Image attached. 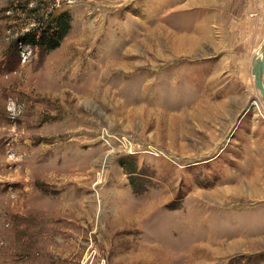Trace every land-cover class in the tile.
I'll list each match as a JSON object with an SVG mask.
<instances>
[{
    "label": "rangeland",
    "instance_id": "rangeland-1",
    "mask_svg": "<svg viewBox=\"0 0 264 264\" xmlns=\"http://www.w3.org/2000/svg\"><path fill=\"white\" fill-rule=\"evenodd\" d=\"M263 42L264 0H0V264H264Z\"/></svg>",
    "mask_w": 264,
    "mask_h": 264
},
{
    "label": "trees",
    "instance_id": "trees-1",
    "mask_svg": "<svg viewBox=\"0 0 264 264\" xmlns=\"http://www.w3.org/2000/svg\"><path fill=\"white\" fill-rule=\"evenodd\" d=\"M70 19L67 12L51 15L42 27L25 32L21 38L24 43L33 47L53 50L60 46L61 40L68 33L71 26Z\"/></svg>",
    "mask_w": 264,
    "mask_h": 264
},
{
    "label": "water",
    "instance_id": "water-1",
    "mask_svg": "<svg viewBox=\"0 0 264 264\" xmlns=\"http://www.w3.org/2000/svg\"><path fill=\"white\" fill-rule=\"evenodd\" d=\"M261 51H262L261 56L259 57L257 55L253 60L252 73L254 75L255 86H256L257 90L260 92V95H261L262 100L264 102V42L262 44V50ZM246 111H244V113Z\"/></svg>",
    "mask_w": 264,
    "mask_h": 264
},
{
    "label": "bare ground",
    "instance_id": "bare-ground-1",
    "mask_svg": "<svg viewBox=\"0 0 264 264\" xmlns=\"http://www.w3.org/2000/svg\"><path fill=\"white\" fill-rule=\"evenodd\" d=\"M262 50V49H261ZM261 52L262 51H260V53L259 54H257L259 57L261 56ZM260 93V92H259ZM261 99H262V97H261ZM263 101V100H262ZM264 103V102H263ZM260 105H262V102H261V100L259 99V98H257V99H255L254 101H252V103H251V107L252 106H255V107H257V108H259L260 107ZM251 107H249V109L251 108ZM248 109V110H249ZM2 167V166H1ZM2 208V207H1ZM4 210V209H3ZM11 210V209H10ZM31 212V211H30ZM2 214V213H1ZM1 221V220H0ZM3 222V221H2ZM1 223V222H0ZM43 223V222H42ZM3 225V224H2ZM40 226V225H39ZM30 227V226H29ZM44 227V226H43ZM31 232V231H30ZM35 232H37V231H35ZM39 233H40V231H39ZM6 234V233H5ZM33 234V233H32ZM38 236V235H37ZM36 236V237H37ZM43 236V235H42ZM33 239V238H32ZM46 239V238H45ZM9 242V241H8ZM6 244V243H5ZM4 244V245H5ZM42 244H43V242H42ZM7 245H9V244H7ZM2 246V245H1ZM6 247H9V246H6ZM5 247V248H6ZM10 248H11V245H10ZM41 248V247H40ZM44 248V247H43ZM12 249V248H11ZM11 252H12V250H11ZM30 252V251H29ZM45 252V251H44ZM32 253V252H31ZM47 253V252H46ZM15 254V253H14ZM13 254V255H14ZM37 254V253H36ZM39 254H41V253H39ZM31 255V254H30ZM0 256H3V260L4 261H7V260H12V257H11V255H10V253H9V251L8 250H6V249H0ZM38 257H40V256H38ZM26 259L27 260H24L23 261V264H33L32 263V261H30V259L29 258H27L26 257Z\"/></svg>",
    "mask_w": 264,
    "mask_h": 264
},
{
    "label": "crops",
    "instance_id": "crops-1",
    "mask_svg": "<svg viewBox=\"0 0 264 264\" xmlns=\"http://www.w3.org/2000/svg\"><path fill=\"white\" fill-rule=\"evenodd\" d=\"M247 109H249V107H248ZM247 109H246V110H247ZM246 110H245V111H246ZM247 112H248V110H247L245 113L243 112V113H242V115L244 116V115H245ZM242 115L240 116V119H242V118H243V116H242Z\"/></svg>",
    "mask_w": 264,
    "mask_h": 264
}]
</instances>
